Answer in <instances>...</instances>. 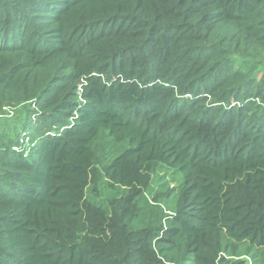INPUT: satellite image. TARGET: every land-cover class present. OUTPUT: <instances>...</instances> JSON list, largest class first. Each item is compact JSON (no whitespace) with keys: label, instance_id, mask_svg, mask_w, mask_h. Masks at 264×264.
<instances>
[{"label":"trees","instance_id":"obj_1","mask_svg":"<svg viewBox=\"0 0 264 264\" xmlns=\"http://www.w3.org/2000/svg\"><path fill=\"white\" fill-rule=\"evenodd\" d=\"M1 119L0 264H264V0H0Z\"/></svg>","mask_w":264,"mask_h":264},{"label":"rangeland","instance_id":"obj_2","mask_svg":"<svg viewBox=\"0 0 264 264\" xmlns=\"http://www.w3.org/2000/svg\"><path fill=\"white\" fill-rule=\"evenodd\" d=\"M4 124H5V119H1L0 125L4 126ZM25 143H27V142L25 141ZM160 176H161V178H159ZM176 184L177 183H176L175 179L171 175L165 174L164 171L159 172V176L156 180V186H159L160 191L166 192L170 188L176 186Z\"/></svg>","mask_w":264,"mask_h":264},{"label":"bare ground","instance_id":"obj_3","mask_svg":"<svg viewBox=\"0 0 264 264\" xmlns=\"http://www.w3.org/2000/svg\"><path fill=\"white\" fill-rule=\"evenodd\" d=\"M39 247V246H38ZM49 252V251H48ZM51 254V253H50Z\"/></svg>","mask_w":264,"mask_h":264}]
</instances>
